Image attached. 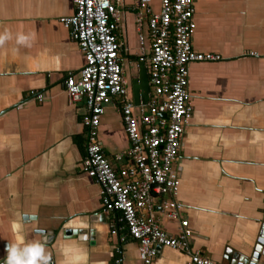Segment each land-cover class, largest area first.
<instances>
[{"label": "crops", "instance_id": "crops-1", "mask_svg": "<svg viewBox=\"0 0 264 264\" xmlns=\"http://www.w3.org/2000/svg\"><path fill=\"white\" fill-rule=\"evenodd\" d=\"M112 1L126 96L138 114L152 94L147 61L140 60L150 54L147 15L138 0ZM148 2L160 10V0ZM193 3L192 48L220 60L189 65L192 115L172 165L179 184L175 194L155 196L148 211L177 235L178 220L160 209V200L176 199L192 249L227 264L228 252L247 257L264 249V0ZM74 11L73 0H0V33L13 37L0 46V264L6 246L35 242L49 264H144L120 213L103 211L99 184L83 170L86 102L72 101L63 83L84 64L60 21ZM18 33L34 34L31 47L16 43ZM30 91L45 98L29 99ZM121 106L116 99L106 104L97 129L119 175L130 161ZM188 259L158 246L150 264Z\"/></svg>", "mask_w": 264, "mask_h": 264}, {"label": "built area", "instance_id": "built-area-1", "mask_svg": "<svg viewBox=\"0 0 264 264\" xmlns=\"http://www.w3.org/2000/svg\"><path fill=\"white\" fill-rule=\"evenodd\" d=\"M148 1L138 0V7L147 15L150 40V54L147 58L141 56L140 60L147 61L152 94L148 110L138 114L133 113L122 77L115 3L112 0H73L74 13L60 17L84 56L79 75H68L63 82L72 101L85 98L86 102L82 116L88 131L83 170L99 184L103 211L120 213L128 237L138 243L144 264L151 263L158 246L185 251L189 256L187 264H221L202 251L192 249V230L187 219L181 216L183 206L176 199L160 200V209L167 218L178 220L177 235L164 231L148 211L151 202L157 199L155 196L175 194L179 184L178 173L172 165L192 115L189 65L220 60L217 54L197 52L192 48L193 0H160L158 12L151 10ZM28 97L32 100L45 98L44 93L35 91H30ZM113 99L122 105L129 143L130 161L121 175L115 172L103 153L97 137L105 105ZM126 240L125 235L120 236V241Z\"/></svg>", "mask_w": 264, "mask_h": 264}, {"label": "clouds", "instance_id": "clouds-1", "mask_svg": "<svg viewBox=\"0 0 264 264\" xmlns=\"http://www.w3.org/2000/svg\"><path fill=\"white\" fill-rule=\"evenodd\" d=\"M12 38V34L8 31L0 33V46ZM34 39V34L18 33L15 36L16 43L26 47H31ZM18 228V225L14 226V230ZM6 251L8 253L6 264H49V256L45 252V247L39 242L24 247H20L19 243L8 245Z\"/></svg>", "mask_w": 264, "mask_h": 264}, {"label": "water", "instance_id": "water-1", "mask_svg": "<svg viewBox=\"0 0 264 264\" xmlns=\"http://www.w3.org/2000/svg\"><path fill=\"white\" fill-rule=\"evenodd\" d=\"M260 243L264 246V238ZM225 260L227 264H264V249L256 247L251 256L247 257L241 254L228 252L225 256ZM4 264H6V259L4 260Z\"/></svg>", "mask_w": 264, "mask_h": 264}]
</instances>
